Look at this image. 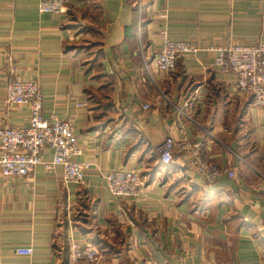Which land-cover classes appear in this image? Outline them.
<instances>
[{"label":"crops","instance_id":"crops-1","mask_svg":"<svg viewBox=\"0 0 264 264\" xmlns=\"http://www.w3.org/2000/svg\"><path fill=\"white\" fill-rule=\"evenodd\" d=\"M138 2L140 22L129 0H70L62 13L0 0V127L29 119L27 105L5 103L6 83L37 79L44 116L72 122L76 159L91 164L84 185L63 183L60 167L0 171V264H264V106L210 49L264 42V0ZM163 29L198 45L170 74L153 59ZM168 135L200 142L199 157L234 176L207 182L185 149L161 164ZM117 168L139 173L136 197L108 191L104 173ZM70 239L97 260L70 261Z\"/></svg>","mask_w":264,"mask_h":264},{"label":"built area","instance_id":"built-area-1","mask_svg":"<svg viewBox=\"0 0 264 264\" xmlns=\"http://www.w3.org/2000/svg\"><path fill=\"white\" fill-rule=\"evenodd\" d=\"M70 0H38L40 13H62ZM140 5L138 18H140ZM162 42L154 57L155 67L168 74L176 69V61L187 53H194L198 45L193 40H173L165 31H161ZM214 52L213 61L217 66L227 68L235 78L238 92L252 95L254 104L264 106V42L228 43L210 48ZM146 67V66H145ZM147 69V68H146ZM4 99L7 105L25 104L29 108V119L24 126L0 127V171L4 176L22 177L42 164L45 169L60 167L63 183L72 182L84 185L87 182V170L90 163L76 159L82 150L77 144L72 122L53 114H43V96L37 79L9 80L4 88ZM78 105H81L80 103ZM150 104L144 103L143 109ZM181 113H184L180 110ZM182 133L184 132L183 125ZM201 143L190 144L185 138L176 140L168 135L159 151V161L168 165L173 160L175 148L191 150L195 159V171L207 182H213L220 174L233 177L234 171L214 162L201 159ZM51 150V158L44 160L43 151ZM108 191L116 197L134 198L139 193L143 182L138 172L117 168L104 173ZM68 259L72 262L85 260L93 262L99 257L98 250L89 243H80L75 239L69 241ZM17 253L30 255V247L17 248Z\"/></svg>","mask_w":264,"mask_h":264},{"label":"rangeland","instance_id":"rangeland-1","mask_svg":"<svg viewBox=\"0 0 264 264\" xmlns=\"http://www.w3.org/2000/svg\"><path fill=\"white\" fill-rule=\"evenodd\" d=\"M134 2H135V6L137 7V11H136V20H137V22H140L141 21V12H140V18H138V9H139V2H138V0H134ZM140 10H141V7H140ZM161 31L162 30H160V32H159V35H160V39H161V41H160V44H161V42H162V35H161ZM163 31H165L166 33H167V35L169 36V34H168V32L166 31V29H163ZM170 37V36H169ZM159 47H160V45H159ZM159 50V49H158ZM158 52V51H157ZM155 57V56H154ZM154 59V58H153ZM143 66H144V69H145V71H147V69L146 68H148V66H147V63H145L144 61H143ZM146 66V67H145ZM171 163V162H170ZM139 174V173H138ZM140 176V175H139ZM141 179V178H140ZM98 250V249H97ZM98 252H99V250H98Z\"/></svg>","mask_w":264,"mask_h":264},{"label":"trees","instance_id":"trees-1","mask_svg":"<svg viewBox=\"0 0 264 264\" xmlns=\"http://www.w3.org/2000/svg\"><path fill=\"white\" fill-rule=\"evenodd\" d=\"M129 2H130L131 5H132V9H133L134 13H136V11H137V7L135 6V2H134V0H129Z\"/></svg>","mask_w":264,"mask_h":264}]
</instances>
